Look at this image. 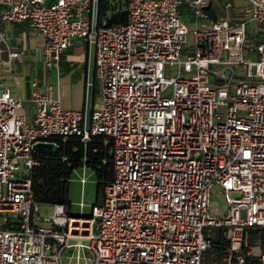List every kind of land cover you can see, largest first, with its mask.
<instances>
[{
    "label": "built area",
    "instance_id": "1",
    "mask_svg": "<svg viewBox=\"0 0 264 264\" xmlns=\"http://www.w3.org/2000/svg\"><path fill=\"white\" fill-rule=\"evenodd\" d=\"M247 1L239 11L226 1L236 16L217 20L197 3L183 54L191 31L180 0H129L127 23L111 26L98 25V0H0L1 21L40 33L49 70L79 37L94 46L102 81L87 121L63 107L53 84L34 80L30 123L0 77V264H205L209 228L231 240L219 264H246V254L264 264L261 248L246 253L250 231L264 229V40L253 36H264V0ZM3 54L10 66L25 56L0 28V62ZM96 135L113 156L102 203L91 216L56 203L41 217L34 145ZM216 185L227 211L211 217ZM75 247L92 256L64 255Z\"/></svg>",
    "mask_w": 264,
    "mask_h": 264
},
{
    "label": "crops",
    "instance_id": "2",
    "mask_svg": "<svg viewBox=\"0 0 264 264\" xmlns=\"http://www.w3.org/2000/svg\"><path fill=\"white\" fill-rule=\"evenodd\" d=\"M225 1L220 2V5H215L212 0H188L189 15L191 16L189 19L194 23L199 22L195 15L199 2L208 4L207 7L212 6L216 11L217 19L228 14L236 16L233 10L230 13L227 12L224 7ZM233 3L235 10L239 11L247 5L248 1L233 0ZM185 23L187 24V22ZM0 28L5 32L9 45L14 49L22 50L25 54L22 61H15L11 66L7 54H3V61L0 62V77L3 86L10 88L15 96L23 98V112L30 123H33L36 110L35 104L31 101V85L34 80L38 81L41 89H44L48 84H53L56 94L61 98L63 107L67 109L86 111L88 95L90 94L92 103V100L101 94L102 81L96 71L93 45L76 37L62 54L59 70H49L43 61L44 39L39 32L27 22L0 20ZM97 104L98 102L95 105ZM251 231L255 232L256 230ZM259 246L261 247L260 243L257 248ZM220 262L204 260L205 264H219Z\"/></svg>",
    "mask_w": 264,
    "mask_h": 264
},
{
    "label": "trees",
    "instance_id": "3",
    "mask_svg": "<svg viewBox=\"0 0 264 264\" xmlns=\"http://www.w3.org/2000/svg\"><path fill=\"white\" fill-rule=\"evenodd\" d=\"M128 1L98 0V25L126 24ZM222 1L224 2V0H220V2ZM230 1L233 3V0ZM188 5V0H180V14L189 19L191 16ZM205 10L213 20H217L216 11L212 6ZM54 141L59 147L58 153L36 155L40 163L32 173L35 199L41 204H65L69 207L70 212V178L76 169L87 166L94 171L98 181L97 200L94 206L101 204L104 199L105 186L112 182L114 176L111 143L99 135L93 136L87 143L77 136L59 137ZM206 236L211 240V248L206 252L204 260L206 262L221 261L223 254L231 245V240L227 238L225 229L215 228L214 235L208 234L206 230ZM259 243L264 252V229L250 231L246 253L257 247ZM246 264H260V261L258 257L246 254Z\"/></svg>",
    "mask_w": 264,
    "mask_h": 264
},
{
    "label": "rangeland",
    "instance_id": "4",
    "mask_svg": "<svg viewBox=\"0 0 264 264\" xmlns=\"http://www.w3.org/2000/svg\"><path fill=\"white\" fill-rule=\"evenodd\" d=\"M200 1V0H199ZM207 1V0H206ZM215 5H220V0H212ZM203 3V2H199ZM181 18L184 22H187L190 33L188 35V42L184 44L183 47V54H185V48L190 47L193 43V34L192 31L194 28L197 27L196 23H194L193 20L188 19L185 15H181ZM200 20V19H199ZM202 21V20H201ZM255 30V24L251 23L249 33L251 31ZM254 37L257 39L264 40V36H262L259 32L253 31ZM100 101V95L96 96L93 100V106L97 102ZM95 102V103H94ZM85 177L86 182H82V178ZM97 178L95 176L94 171L87 167L83 166L78 169H76L71 178H70V190H69V196L71 200L70 204V212L73 216H91L93 211V206L96 203L97 200ZM233 197H238V193H233ZM81 203L84 204V206H81ZM227 211V202L224 195V192L222 188L218 185L214 186L212 189V195H211V202H210V209L209 213L211 217H218L222 216ZM41 217H50L53 213V208L51 204H43L41 207ZM45 226H48V223H43ZM207 233L210 235H214L215 228H209L207 229ZM71 244L77 243V241L71 240ZM83 243L88 244V241H84ZM259 248H261L259 246ZM257 250V247L254 248ZM78 248H71L67 249L64 252V255L72 256L73 258H76L78 255ZM81 257H91L92 253L88 249H80L79 251Z\"/></svg>",
    "mask_w": 264,
    "mask_h": 264
},
{
    "label": "water",
    "instance_id": "5",
    "mask_svg": "<svg viewBox=\"0 0 264 264\" xmlns=\"http://www.w3.org/2000/svg\"><path fill=\"white\" fill-rule=\"evenodd\" d=\"M91 111V97L88 95L87 109H86V117L87 121L90 118ZM34 150L36 153L40 155H53L59 152V147L55 143H45L39 142L34 145Z\"/></svg>",
    "mask_w": 264,
    "mask_h": 264
}]
</instances>
